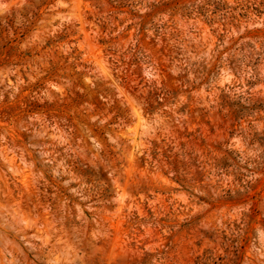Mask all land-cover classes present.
<instances>
[{"label": "rangeland", "instance_id": "rangeland-1", "mask_svg": "<svg viewBox=\"0 0 264 264\" xmlns=\"http://www.w3.org/2000/svg\"><path fill=\"white\" fill-rule=\"evenodd\" d=\"M0 264H264V0H0Z\"/></svg>", "mask_w": 264, "mask_h": 264}, {"label": "trees", "instance_id": "trees-1", "mask_svg": "<svg viewBox=\"0 0 264 264\" xmlns=\"http://www.w3.org/2000/svg\"><path fill=\"white\" fill-rule=\"evenodd\" d=\"M159 96V95H158Z\"/></svg>", "mask_w": 264, "mask_h": 264}]
</instances>
